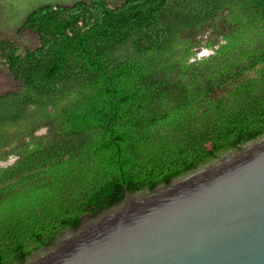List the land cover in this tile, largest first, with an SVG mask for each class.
I'll return each mask as SVG.
<instances>
[{
    "label": "trees",
    "instance_id": "trees-1",
    "mask_svg": "<svg viewBox=\"0 0 264 264\" xmlns=\"http://www.w3.org/2000/svg\"><path fill=\"white\" fill-rule=\"evenodd\" d=\"M24 33L0 43V264L264 136V0H85Z\"/></svg>",
    "mask_w": 264,
    "mask_h": 264
},
{
    "label": "water",
    "instance_id": "water-1",
    "mask_svg": "<svg viewBox=\"0 0 264 264\" xmlns=\"http://www.w3.org/2000/svg\"><path fill=\"white\" fill-rule=\"evenodd\" d=\"M24 264H264V136L167 186L127 192Z\"/></svg>",
    "mask_w": 264,
    "mask_h": 264
},
{
    "label": "rangeland",
    "instance_id": "rangeland-1",
    "mask_svg": "<svg viewBox=\"0 0 264 264\" xmlns=\"http://www.w3.org/2000/svg\"><path fill=\"white\" fill-rule=\"evenodd\" d=\"M85 0H0V43L8 41L22 53L25 48L32 49L38 45V39L28 33L19 34V30L32 12L45 6H71ZM126 0H109L111 7L120 6ZM0 53V95L14 92L18 84L1 65Z\"/></svg>",
    "mask_w": 264,
    "mask_h": 264
}]
</instances>
